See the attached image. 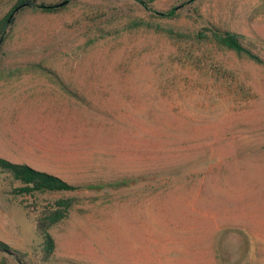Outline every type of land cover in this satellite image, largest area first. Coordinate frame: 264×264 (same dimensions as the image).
Wrapping results in <instances>:
<instances>
[{"label":"rangeland","instance_id":"rangeland-1","mask_svg":"<svg viewBox=\"0 0 264 264\" xmlns=\"http://www.w3.org/2000/svg\"><path fill=\"white\" fill-rule=\"evenodd\" d=\"M62 1L4 27L0 156L81 188L15 195L0 173L12 245L32 257L41 242L24 206L73 198L47 264H264V0L41 7ZM206 27L262 61L167 33Z\"/></svg>","mask_w":264,"mask_h":264},{"label":"trees","instance_id":"trees-1","mask_svg":"<svg viewBox=\"0 0 264 264\" xmlns=\"http://www.w3.org/2000/svg\"><path fill=\"white\" fill-rule=\"evenodd\" d=\"M141 4L148 10L149 3L146 0H139ZM36 0H17L7 15L0 20V39L5 36L4 27L10 14L18 7H34ZM46 11H54L56 7H44ZM164 16L163 14H159ZM14 18L11 19L13 23ZM167 33L171 37H176L181 41H197L207 42L216 45L220 48H225L239 55H247L251 59L261 62V58L247 49L244 45V36L231 31H221L216 28H203L194 32L176 31L168 29ZM0 173L4 174L11 183L18 182L19 186L13 188L15 195H34L43 193H65L74 192L81 187L74 185L57 175L46 171L38 170L26 163L12 162L0 156ZM73 198H59L53 201L52 204L44 206L42 210L35 208L29 209V206H24L26 214L33 216L35 223V232L41 239L36 251L31 257L28 252H22L11 248L7 243L0 240V250L10 251L17 259L19 264H47L52 261L56 250V241L52 234V229L67 219L70 210L73 206Z\"/></svg>","mask_w":264,"mask_h":264},{"label":"crops","instance_id":"crops-1","mask_svg":"<svg viewBox=\"0 0 264 264\" xmlns=\"http://www.w3.org/2000/svg\"><path fill=\"white\" fill-rule=\"evenodd\" d=\"M26 216L30 217L27 214H26ZM32 221H33V219H32ZM33 223H34V221H33ZM14 226H15L14 221L5 220V222L4 221L0 222V240L7 243L9 246L13 247L14 249L19 250L12 245V240L16 241L18 243H21L18 241L19 239L15 236V234L13 232ZM34 228H35V223H34ZM22 245H24V244H22ZM22 245L20 244V246H22ZM0 264H19V262L17 261L16 258H14L13 255L6 256V255H2L0 253Z\"/></svg>","mask_w":264,"mask_h":264},{"label":"water","instance_id":"water-1","mask_svg":"<svg viewBox=\"0 0 264 264\" xmlns=\"http://www.w3.org/2000/svg\"><path fill=\"white\" fill-rule=\"evenodd\" d=\"M191 1H193V0H191ZM69 2H70V0H63L62 2H60V3L56 4V5H50V6H46V5H44V7H53V8L56 7V8H60V7L65 6V5L68 4ZM18 9H19V7L16 8V9L10 14V16H9L7 22H6L5 27H7L8 23H10V21H11V19L13 18L15 12H16ZM158 14H162V13L158 12ZM7 252H8L9 254H12L10 251H7Z\"/></svg>","mask_w":264,"mask_h":264}]
</instances>
